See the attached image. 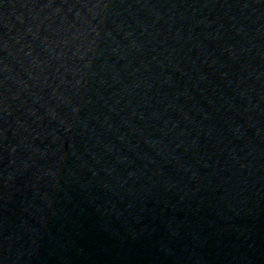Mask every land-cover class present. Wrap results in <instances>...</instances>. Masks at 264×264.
Segmentation results:
<instances>
[{"label":"water","instance_id":"obj_1","mask_svg":"<svg viewBox=\"0 0 264 264\" xmlns=\"http://www.w3.org/2000/svg\"><path fill=\"white\" fill-rule=\"evenodd\" d=\"M0 264H264V0H0Z\"/></svg>","mask_w":264,"mask_h":264}]
</instances>
